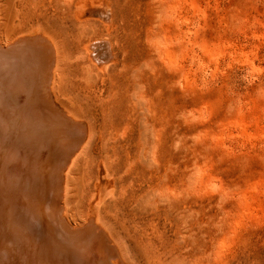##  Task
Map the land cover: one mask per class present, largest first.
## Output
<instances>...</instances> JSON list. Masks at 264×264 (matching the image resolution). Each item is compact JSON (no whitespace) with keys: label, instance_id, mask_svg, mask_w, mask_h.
<instances>
[{"label":"rangeland","instance_id":"rangeland-1","mask_svg":"<svg viewBox=\"0 0 264 264\" xmlns=\"http://www.w3.org/2000/svg\"><path fill=\"white\" fill-rule=\"evenodd\" d=\"M0 31L62 50L81 223L100 185L131 264H264V0H0Z\"/></svg>","mask_w":264,"mask_h":264},{"label":"bare ground","instance_id":"bare-ground-1","mask_svg":"<svg viewBox=\"0 0 264 264\" xmlns=\"http://www.w3.org/2000/svg\"><path fill=\"white\" fill-rule=\"evenodd\" d=\"M62 63L51 35L0 31V264H131L98 213L108 187H96L82 223L71 209V170L91 135L60 102Z\"/></svg>","mask_w":264,"mask_h":264}]
</instances>
